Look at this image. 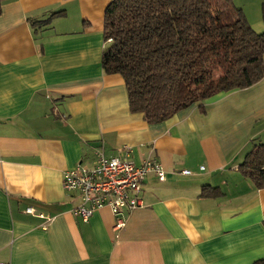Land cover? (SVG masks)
Listing matches in <instances>:
<instances>
[{"label": "crops", "instance_id": "1", "mask_svg": "<svg viewBox=\"0 0 264 264\" xmlns=\"http://www.w3.org/2000/svg\"><path fill=\"white\" fill-rule=\"evenodd\" d=\"M111 1L3 5L0 264L264 259V188L257 189L240 170L246 154L264 143V78L148 124L131 112L124 79L102 68L104 16ZM234 3L256 32H264V0ZM58 12L63 14L53 18ZM47 19L39 29L33 25ZM124 146L131 147L136 163L158 158L165 180L148 174L144 206L126 213L120 232L108 208L82 222L73 213L78 195L63 188L65 171L92 166L97 152L121 156ZM204 187L220 193L201 197Z\"/></svg>", "mask_w": 264, "mask_h": 264}, {"label": "trees", "instance_id": "2", "mask_svg": "<svg viewBox=\"0 0 264 264\" xmlns=\"http://www.w3.org/2000/svg\"><path fill=\"white\" fill-rule=\"evenodd\" d=\"M7 1L0 0V15ZM103 38L104 72L124 79L131 112L148 124L264 78V32L252 28L234 0H112ZM240 170L264 188V143L246 154ZM216 193L204 187L201 197Z\"/></svg>", "mask_w": 264, "mask_h": 264}, {"label": "built area", "instance_id": "3", "mask_svg": "<svg viewBox=\"0 0 264 264\" xmlns=\"http://www.w3.org/2000/svg\"><path fill=\"white\" fill-rule=\"evenodd\" d=\"M132 152L129 146L122 147L121 156L107 157L97 152L92 166L78 164L65 171L63 188L78 195L80 202L73 213L82 222L87 223L95 212L108 208L116 219L115 230L120 232L126 224V213L144 206L141 193L148 174L154 173L160 181L165 180V170L158 158L151 155L136 163L131 158ZM27 213L34 215L35 211L29 208ZM37 216L46 218L42 214Z\"/></svg>", "mask_w": 264, "mask_h": 264}, {"label": "rangeland", "instance_id": "4", "mask_svg": "<svg viewBox=\"0 0 264 264\" xmlns=\"http://www.w3.org/2000/svg\"><path fill=\"white\" fill-rule=\"evenodd\" d=\"M54 18V17H53ZM48 20V19H47ZM33 21H35V20H33ZM46 21V20H45ZM36 23V22H35ZM34 26H35V28H38L39 29V27L41 26V25H38V24H33Z\"/></svg>", "mask_w": 264, "mask_h": 264}]
</instances>
